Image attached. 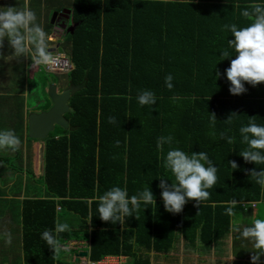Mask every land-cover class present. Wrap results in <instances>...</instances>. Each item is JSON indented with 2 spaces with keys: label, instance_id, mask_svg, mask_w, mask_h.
<instances>
[{
  "label": "trees",
  "instance_id": "obj_1",
  "mask_svg": "<svg viewBox=\"0 0 264 264\" xmlns=\"http://www.w3.org/2000/svg\"><path fill=\"white\" fill-rule=\"evenodd\" d=\"M255 5L264 7V0H74L77 27L69 35V55L75 70L68 77L82 89L69 102L72 130L57 127L47 139L42 179L48 196L17 201L25 264H62L41 234L58 220L70 224L63 212L81 225L60 233L59 242L87 240L91 215L92 261L122 254L133 264H150L152 252L168 254L181 239L187 251L209 255L231 233L233 219L264 201V188L251 176L264 163L239 155L247 148L239 128L249 121L264 125V83H246L244 94L232 95L226 78L235 52L228 45L234 37L224 26H249L255 17L242 12ZM224 51L233 57H223ZM217 72L223 74L219 79ZM169 74L171 90L165 85ZM144 90L155 93L153 107L138 103ZM169 135L172 144L158 148V137ZM170 148L204 152L218 168L209 197L199 204L189 200L179 214L165 210L159 187L160 178L173 179L164 166ZM15 152L21 156L19 147ZM114 186L126 187L129 196L151 188L156 204H142L123 225L104 222L98 197ZM245 203L255 207L248 210ZM230 205L233 215L226 211ZM236 235L233 264H252L255 253Z\"/></svg>",
  "mask_w": 264,
  "mask_h": 264
},
{
  "label": "clouds",
  "instance_id": "obj_2",
  "mask_svg": "<svg viewBox=\"0 0 264 264\" xmlns=\"http://www.w3.org/2000/svg\"><path fill=\"white\" fill-rule=\"evenodd\" d=\"M242 15L244 17L254 16V22L243 28H239L236 24L224 26L234 37V39L228 40V45L234 50L235 58L231 60L230 67L226 69V78L230 82L229 92L232 95L244 94L247 91L246 83L252 86L264 83V7L255 5L251 12L244 10ZM5 39L14 50L12 55L15 57L27 54L31 57L33 64L46 67L57 63L58 57L49 50L47 35L41 25L37 23L35 12L27 7L19 11H13L11 7L6 11L0 10V44ZM222 56L233 57L229 51L222 52ZM222 75L217 72V79ZM173 79L171 74L165 77V85L169 90L174 87ZM51 84H55V82ZM47 98H49L48 94ZM137 101L141 106L153 107L157 103V98L153 91L144 90L138 94ZM109 122L115 123L114 118L110 117ZM239 133L242 142L247 145L246 150L239 152V155L246 162H254L256 165L264 163V125L249 121L246 126L239 128ZM227 141L232 143V138L228 137ZM172 142L171 135L161 136L157 139V147L161 148L164 144L171 145ZM20 143V139L13 131L0 130V148L16 150ZM229 163L234 169L239 167L236 162ZM164 166L170 170L173 179L160 178L159 187L162 189L161 197L164 208L172 214L182 212L189 200L196 201L198 204L206 200L210 195L207 189L213 187L217 181L218 168L204 152H193L189 155L179 148H170ZM261 169L258 172L253 169L251 176L255 177L256 183L264 188V168ZM154 197L151 188H145L143 191L129 196L126 187L114 186L98 197V216L104 222H110L113 225L119 222L123 225L125 219L139 211L142 204H156ZM18 198L20 201V197ZM226 211L228 215H233L231 205ZM87 219L89 224L93 216L89 215ZM68 228V224L57 221L54 229L45 230L41 234V239L46 242L48 248L54 251V254L60 250L69 251L68 247L61 245L58 239L59 234ZM234 231L237 233L236 239L240 241L241 245H250V248H242L250 249L255 253L251 256L252 264H258L261 257L264 256V219H254L249 226H235ZM6 243H12L10 234ZM77 252L79 250L74 251L76 256ZM80 263L79 261L74 262V264Z\"/></svg>",
  "mask_w": 264,
  "mask_h": 264
},
{
  "label": "rangeland",
  "instance_id": "obj_3",
  "mask_svg": "<svg viewBox=\"0 0 264 264\" xmlns=\"http://www.w3.org/2000/svg\"><path fill=\"white\" fill-rule=\"evenodd\" d=\"M64 1V2H63ZM63 2V3H60ZM72 1L71 0H55L54 6L59 7L61 9L62 6L64 8H71L72 7ZM45 9H47V12H45L46 15H49L48 13L52 10L50 9V4H44ZM65 9V10H71V9ZM31 11H33V8L28 7ZM34 12V11H33ZM36 12V11H35ZM38 15L41 14V10H38L36 12ZM35 13V14H36ZM59 13V12H56ZM56 13H52L53 16ZM36 15V17H38ZM52 16V19H53ZM39 18V17H38ZM39 22V19H38ZM49 28V27H48ZM44 30V29H43ZM47 37L49 34L52 33V30L45 29L44 30ZM53 38H51L52 40ZM64 39V40H63ZM7 40V39H5ZM48 40V38H47ZM59 52L69 54V49L72 47V40L71 37L68 34H63L61 36V39L59 40ZM68 52H66V51ZM15 68L11 69L10 71H5L2 76H0V130H11L15 133V135L20 139L21 145L23 144V139L21 137V126L20 123L22 122V115H19L20 112L23 113V109L28 107L32 112H41L42 110H47L51 107V102L48 100L46 95V89L51 83H57L59 85L60 90L65 89L68 87L69 83V77L66 76H59V75H53L51 73H47L44 69L40 68L38 72L33 73L29 72L27 73L25 63H23V68L20 69L19 62H17V57H15ZM13 63L12 57L11 61L8 63L5 61V58L3 56V49L2 44H0V66L6 65L7 68L10 67V65ZM30 64H28V67ZM29 70V69H28ZM27 89V92H26ZM26 92V96L19 95L20 93ZM3 100V101H2ZM49 102V103H48ZM49 106V108H48ZM11 113H15L16 115H13L15 118H10ZM72 130V129H69ZM49 138V137H48ZM41 141V140H40ZM37 140L28 139V144L31 146L33 142H40ZM43 142H47V139L42 140ZM19 145L18 147L21 149V156L18 155L15 150H8L7 148H0V161L2 163L0 164V181L3 185L12 183L11 186L6 187L7 191L4 192L3 189L0 190V197L6 195V198L0 199V232H2L5 228V232L7 235L12 234V239L14 240V244L17 243L16 238L20 235L21 229H22V219L20 224L17 226L16 218L12 220V218L9 216V208L13 209L14 206L20 207L21 204H17V200H19V194H23V197L29 198V197H37V196H43V191L41 188H44L43 185V179L39 177L42 174L41 169H43L44 161L42 160V153L45 151L43 149H46V147L42 148L40 152H36L34 155L35 160L38 159V162L41 163L39 168H34V158H32V153L30 147H28V151L24 149ZM35 152V149H34ZM26 156V157H25ZM39 157H41L39 159ZM11 161V166L9 165V162ZM29 167V171H33L36 174H39V177L36 178V180H32V175H25L27 169H25V166ZM9 169V171H7ZM29 174V172H27ZM0 183V184H1ZM45 191V188H44ZM15 200V201H10ZM23 200V198L21 199ZM20 200V201H21ZM8 204V205H7ZM252 207L249 206L248 210H250ZM63 212V214H60V216L64 217H70L73 218L70 213ZM247 216H251L254 219L260 218L264 219V201L257 205V208H252L251 211L246 213ZM12 226L10 225L11 222ZM17 226V227H16ZM6 238V237H4ZM8 239V237H7ZM75 254H69L68 252H62L60 251L58 253V261L64 262V261H70L72 256H75ZM16 262V264H25L23 262L22 256L16 257L12 264ZM69 262V263H70ZM85 264H87L85 262Z\"/></svg>",
  "mask_w": 264,
  "mask_h": 264
},
{
  "label": "crops",
  "instance_id": "obj_4",
  "mask_svg": "<svg viewBox=\"0 0 264 264\" xmlns=\"http://www.w3.org/2000/svg\"><path fill=\"white\" fill-rule=\"evenodd\" d=\"M54 1L55 0H0V10L6 11V10H8L9 7H11L13 11L23 10L25 7L33 8L34 12L41 10L40 15H38L35 12L36 15H38V17H39V18L37 17V23H39L44 30L45 29L52 30V33L49 34V36L47 37L48 38V40H47L48 46L50 49H52L54 46H57V43L59 44V42L56 41L57 35L54 36V34H56V33H55V26L52 23L53 22L52 16L54 13H56V12L61 13L65 9L68 8V7L64 8V6H62L61 9L59 7H55L53 5ZM71 1L73 3L72 7L68 8V9H73L74 0H71ZM63 2H60V3H63ZM44 4H50V9H52V10L48 13L49 15L45 14V12H47V9H45ZM69 11H71V10H69ZM38 19H39V22H38ZM71 25H74V23L72 22V11H71V21L69 23V26H71ZM73 34H69V35H73ZM51 38H53L54 40L53 39L51 40ZM2 49H3V56L5 58V61L9 63L11 61V57H12L13 63L8 68L6 65L0 66V76H2V74H4L5 71H10L11 69L15 68V58L12 55L14 50L10 46L8 40L3 41ZM68 51H66V52H68ZM66 55H68L70 57L69 54H66ZM17 62H19L20 69L23 68V63H25V67H26L25 69H26L27 73L32 72V74H30V75H33V73L38 72L40 69V68H38V65L33 64L31 57L27 54L20 56V57H17ZM28 64H30L29 67H28ZM59 91H60V88H59ZM26 92H27V89H26ZM26 92L20 93V94H18V96L19 95L26 96V94H25ZM0 98H1V96H0ZM30 113H33V112L30 109H28V107L23 109L24 137H23V144L22 145L20 144V145L22 147H24V149L26 151H28V147H30L31 153H32L31 157L34 158L35 153L37 151L40 152L42 150L43 146L45 148L47 142H43V141L33 142V144L31 146L28 144L27 141H28V139H30L28 137V117H29ZM70 113H74V112H70ZM7 149L10 150L9 148H7ZM34 149H35V152H34ZM43 150H45V149H43ZM42 155H43L42 160L44 161L45 151L42 153ZM40 158L41 157H39V159ZM33 160H35V158ZM1 163H2V161H0V164ZM40 164L41 163L38 162V159L35 160L34 168H39ZM9 165L11 166V163H9ZM29 167H30V165H29ZM29 167H28V165L25 166V169H27L25 175H27V176L32 175L33 176L32 180L35 181L36 178L39 177V174H36L34 172V170L29 171ZM44 167H45V163L43 164V169H41L42 174L39 177V179L44 176ZM0 171H2V170H0ZM7 171H9V169ZM27 172H29V174H27ZM0 183H1V181H0ZM11 185H12V183L6 184V185H3L1 183L0 184V190L3 189L4 192H6L7 191L6 187L11 186ZM41 190L43 191V196L29 197L26 199H34V200L35 199H45L48 196V194L46 191H44L43 187L41 188ZM6 195L7 194H4V196L0 197V199L6 198ZM19 197H20V199L23 198V200H25V198L23 197V194L20 193ZM10 201H15V200H10ZM256 208H257V203H256ZM15 210H16V206H14L13 209L9 208L8 214L12 218V220L17 218L16 217L17 216V210L16 211ZM21 211H22V208H21ZM19 217H21V214L19 215ZM251 218H252L251 216H247V214H244L238 218L233 219L232 220V231H231V233L225 239H223L219 244H217L215 246V248L210 252L209 255L200 256L199 254L192 253L191 250L187 251V244L185 243V241L183 239H181L179 242H177L174 250H172L170 253H168V254H157L155 252H152L150 254V257H149L150 260L148 259V261L150 262V264H233L235 261V257L233 255V234L235 232L234 227L235 226H240V227L245 226V224L243 222L245 220H250ZM67 220L71 222L70 224H69V222L68 223L66 222V224L69 225L68 231L79 229L81 222L78 219H76L74 222H72V218L67 217ZM20 221H21V219H19V218L17 221H15V222H17V226L20 224ZM13 222L14 221L11 222V224H10L11 226H12ZM58 222L63 223L64 220H63V222L61 220H58ZM5 229L2 232H0V264H12L13 260L16 257H18V256L23 257V255H24L22 252V248H21L22 242L20 240V235H19L16 238V240H17L16 244H14V242H13L14 240L12 238H11L12 243L7 244L6 240H7V237L9 235L6 234ZM91 229H92L91 223H89V228L86 231V233L88 234L87 240L86 239L85 240H69V241L60 242L61 245L67 244L69 242L85 243V245L87 244L86 247L85 246L82 247L81 250H79V252H77L78 255H80V253H83V252H86L88 255L86 258H80L79 259V262H81L80 264H82V263L85 264V262L88 260L92 261L91 257H90L91 256V252H90L91 251V234H90ZM10 236L12 237V234ZM4 237H6V238H4ZM84 248H86V249H84ZM63 252H68L69 254H75L74 251H71V250L70 251H63ZM71 252H73V253H71ZM77 256L75 255V258H74V256H72L71 262L66 260V261L62 262V264H74ZM230 257H233L232 258L233 262L231 261L232 259H228ZM126 258L131 264H133V258L132 257H128V256H125L122 254L117 255V256L108 255V256H105L101 261H103L104 259H108V261L111 262V264H119L121 262V259H126ZM81 259H86V260L83 261ZM92 262H98V261H92ZM13 264H16V262H14Z\"/></svg>",
  "mask_w": 264,
  "mask_h": 264
},
{
  "label": "water",
  "instance_id": "obj_5",
  "mask_svg": "<svg viewBox=\"0 0 264 264\" xmlns=\"http://www.w3.org/2000/svg\"><path fill=\"white\" fill-rule=\"evenodd\" d=\"M67 19H70L71 11H64ZM56 16V15H54ZM76 24L71 26L67 31L74 32ZM63 29H66V25H62ZM50 51H55V49H50ZM82 89V86H69L61 94L57 92V86L55 84H50L47 89V94L51 102V107L48 110L30 113L28 117V136L32 140L42 141L49 137L57 127L64 130H69L70 123L66 119V115L70 112H74L69 105L71 98H73ZM79 256L86 257L87 253H81ZM79 258L76 259V263Z\"/></svg>",
  "mask_w": 264,
  "mask_h": 264
},
{
  "label": "built area",
  "instance_id": "obj_6",
  "mask_svg": "<svg viewBox=\"0 0 264 264\" xmlns=\"http://www.w3.org/2000/svg\"><path fill=\"white\" fill-rule=\"evenodd\" d=\"M55 55L58 57L57 63L53 66H44L41 65L46 72L51 73V74H67L71 71V62L69 61V59L66 57V55L64 53H55ZM255 204H243V206L245 208H247L248 206H252ZM255 207V206H254ZM87 245V244H86ZM85 243H78V242H69L66 245L63 246H67L68 250L70 251H75V250H81L82 247H86ZM63 249V247H62ZM84 264V263H82ZM91 264H111V262L108 261V259H104L101 262L98 263H91ZM119 264H131L127 258L126 259H121V262Z\"/></svg>",
  "mask_w": 264,
  "mask_h": 264
},
{
  "label": "bare ground",
  "instance_id": "obj_7",
  "mask_svg": "<svg viewBox=\"0 0 264 264\" xmlns=\"http://www.w3.org/2000/svg\"><path fill=\"white\" fill-rule=\"evenodd\" d=\"M64 11H68V10H64ZM63 11V12H64ZM63 12H61V13H56L55 15L56 16H53V24H54V26H55V33L56 34H54V36L55 35H57L56 36V38H57V40L56 41H58L59 42V40L61 39V36H63V34H73L72 32H68L67 30L71 27V26H73V25H71V26H69V23H70V21H71V14H70V19H67L66 18V15H64L63 14ZM61 20H63L64 21V24L66 25V29H63L62 28V25H60V21ZM75 25V24H74ZM77 27V26H76ZM54 38V37H53ZM54 40V39H53ZM59 45H58V43H57V46H54L53 48L55 49V51L53 52L54 54L55 53H61V52H59ZM52 48V49H53ZM66 55V54H65ZM66 57L69 59V61L71 62V65H72V69H71V71L69 72V73H67V74H53V75H59V76H66V77H68L74 70H75V67H74V64H73V62H72V60H71V58L68 56V55H66ZM38 68H42V69H44L41 65H38ZM45 70V69H44ZM55 85L57 86V92H58V94H61L63 91H65L69 86H71V84L69 83V85H68V87H66L65 89H62V90H60L59 91V85L57 84V83H55ZM73 86V85H72ZM73 109V108H72ZM67 119V118H66ZM68 120V119H67ZM71 129V128H70ZM84 249H86V248H84ZM84 253V252H83ZM86 253V252H85ZM81 254V253H80ZM88 256V255H87ZM86 256V257H87ZM86 257H81V256H77V258H86ZM76 258V259H77ZM81 260H83V261H85L86 259H81ZM79 261V260H78ZM232 262H233V259L231 260ZM235 261H236V259H235ZM234 261V262H235ZM98 262H100V261H98ZM98 262H92V261H90V260H88V261H86V263L87 264H91V263H98Z\"/></svg>",
  "mask_w": 264,
  "mask_h": 264
},
{
  "label": "flooded vegetation",
  "instance_id": "obj_8",
  "mask_svg": "<svg viewBox=\"0 0 264 264\" xmlns=\"http://www.w3.org/2000/svg\"><path fill=\"white\" fill-rule=\"evenodd\" d=\"M60 25H64V21L63 20L60 21Z\"/></svg>",
  "mask_w": 264,
  "mask_h": 264
}]
</instances>
